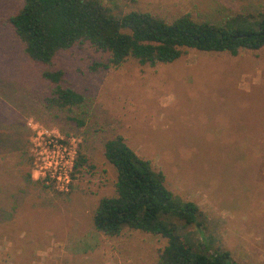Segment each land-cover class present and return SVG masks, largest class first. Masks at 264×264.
<instances>
[{"label": "rangeland", "instance_id": "obj_1", "mask_svg": "<svg viewBox=\"0 0 264 264\" xmlns=\"http://www.w3.org/2000/svg\"><path fill=\"white\" fill-rule=\"evenodd\" d=\"M116 2L167 21L188 13L223 23L264 0ZM22 4L0 0V264H157L165 238L127 227L108 236L92 223L99 199L115 194L103 147L116 134L165 174L173 194L198 204L200 226L173 219L193 251L264 264V46L103 67L109 54L83 42L47 65L25 55L8 22ZM46 68L63 70L62 85L85 98L80 107H47ZM46 134L74 152L67 191L41 173Z\"/></svg>", "mask_w": 264, "mask_h": 264}, {"label": "trees", "instance_id": "obj_2", "mask_svg": "<svg viewBox=\"0 0 264 264\" xmlns=\"http://www.w3.org/2000/svg\"><path fill=\"white\" fill-rule=\"evenodd\" d=\"M8 22L25 55L47 65L59 51L83 42L109 54L108 62L100 64L103 67L119 66L130 58L139 65L170 63L188 49L237 55L264 46V2L255 13H237L215 23L188 13L167 21L149 12H124L116 0H23ZM63 75L61 69L41 72L50 83V95L44 99L47 107H80L84 96L62 85ZM103 154L116 170L115 194L99 199L92 217L95 230L117 236L127 227L160 235L166 243L157 264H239L227 250L208 255L193 251L192 241L179 233L173 219L200 226L198 204L173 194L165 185V174L140 157L122 135L107 139ZM84 161L82 157L75 167Z\"/></svg>", "mask_w": 264, "mask_h": 264}, {"label": "built area", "instance_id": "obj_3", "mask_svg": "<svg viewBox=\"0 0 264 264\" xmlns=\"http://www.w3.org/2000/svg\"><path fill=\"white\" fill-rule=\"evenodd\" d=\"M47 140L39 151L41 173L60 191H67L71 184L74 164L73 151L56 136L46 134Z\"/></svg>", "mask_w": 264, "mask_h": 264}]
</instances>
